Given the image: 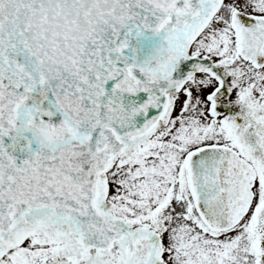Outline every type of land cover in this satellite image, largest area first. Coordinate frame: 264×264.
Wrapping results in <instances>:
<instances>
[{"label":"snow or ice","instance_id":"snow-or-ice-1","mask_svg":"<svg viewBox=\"0 0 264 264\" xmlns=\"http://www.w3.org/2000/svg\"><path fill=\"white\" fill-rule=\"evenodd\" d=\"M0 264H264V0H0Z\"/></svg>","mask_w":264,"mask_h":264}]
</instances>
